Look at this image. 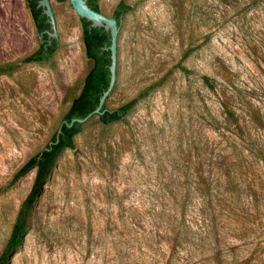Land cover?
<instances>
[{"label": "rangeland", "instance_id": "rangeland-1", "mask_svg": "<svg viewBox=\"0 0 264 264\" xmlns=\"http://www.w3.org/2000/svg\"><path fill=\"white\" fill-rule=\"evenodd\" d=\"M99 1L110 18L122 1L133 6L120 27L121 76L110 105L145 96L124 122L107 126L97 115L86 122L77 149L64 152L37 201L11 264H115L126 243L127 264H207L199 244L175 250L159 239L164 226L158 229L160 219L156 224L153 218L168 205L161 203L173 179L185 180L191 150L199 161L194 147L205 137L208 96L202 76L241 87L264 84V0ZM51 4L61 47L48 62L23 63L43 36L26 0H0V64H19L0 75V252L36 170L11 190L5 187L47 146L93 65L71 2ZM249 209V224L236 227L242 237L230 238V259L264 264V206Z\"/></svg>", "mask_w": 264, "mask_h": 264}, {"label": "trees", "instance_id": "trees-1", "mask_svg": "<svg viewBox=\"0 0 264 264\" xmlns=\"http://www.w3.org/2000/svg\"><path fill=\"white\" fill-rule=\"evenodd\" d=\"M26 1L39 32L42 34L51 30L48 17L42 8H38L39 0ZM88 1L92 8L101 11L99 0ZM131 11V4L120 3L115 15L120 27L123 16ZM81 20L82 39L93 65L80 93L73 99L47 146L31 156L5 187V191L11 190L31 170H36L31 191L23 200L11 234L0 252V264L12 263L29 232L35 205L62 155L66 150L78 147L77 136L84 132L86 122H75L72 126L67 123L85 119L93 113L111 84V35L104 28L94 27L84 18ZM60 47L58 37L50 38L45 33L40 48L27 56L23 63L48 62ZM119 62L116 86L103 106V113L97 114L99 121L107 126L124 122L145 96L142 92L121 105L111 107L110 97L118 88L121 76ZM18 67L16 62L0 64V75L12 73ZM182 71L190 73L186 66L182 67ZM202 78L208 96L203 100L202 128L205 137L201 144L194 147L199 161L192 160L195 153L191 150L187 160L190 164L185 167V180L181 181L180 177L173 179L172 188L163 195L161 203L167 200L168 205L154 215L153 221L157 224L160 219L158 229L160 225L164 228L158 230L156 236L172 244L175 250L199 244L200 252L208 257L207 264H238L236 256L230 259V254L235 252L230 238L242 237L236 227L240 222L249 224L246 222L251 221L249 208L252 205L260 209L264 206V84L256 82L241 87L232 80L208 74ZM211 94L215 95L217 106L209 103ZM140 222L139 217L133 226ZM151 236L154 237V233ZM129 251V243H126L116 255L115 264H127L125 259Z\"/></svg>", "mask_w": 264, "mask_h": 264}, {"label": "water", "instance_id": "water-1", "mask_svg": "<svg viewBox=\"0 0 264 264\" xmlns=\"http://www.w3.org/2000/svg\"><path fill=\"white\" fill-rule=\"evenodd\" d=\"M81 18H84L92 23V26L104 28L105 31L109 32L111 35V46L109 49L111 50V57H112V64H111V84L108 90H106L101 98V102L99 107L91 113L85 119H74L72 123H67L69 126H72L75 122L85 123L90 118L97 114L103 113L102 109L107 100L110 96L111 92L113 91L114 87L116 86L117 79H118V62H119V33H120V23L119 20L114 17L110 18L101 11H97L92 8L89 4L88 0H69ZM38 8H42L44 14L48 17V22L51 24V30L44 31L42 36L45 33L49 34L50 38H57L58 37V23L54 11L52 9L51 0H39L38 1ZM61 132V130H60Z\"/></svg>", "mask_w": 264, "mask_h": 264}]
</instances>
